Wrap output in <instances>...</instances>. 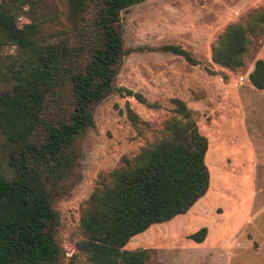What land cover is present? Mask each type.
Wrapping results in <instances>:
<instances>
[{
    "label": "rangeland",
    "instance_id": "rangeland-1",
    "mask_svg": "<svg viewBox=\"0 0 264 264\" xmlns=\"http://www.w3.org/2000/svg\"><path fill=\"white\" fill-rule=\"evenodd\" d=\"M0 2L18 27L30 25L27 38L38 47L73 31L66 0H33L31 6L20 7L16 0ZM97 7V0H90L81 32ZM262 7L264 0H144L119 13L123 55L113 85L139 93L144 102L114 89L93 106L92 124L77 142V169L64 188L53 192L58 264H90L77 247L82 238L79 216L89 194L109 171L122 165L124 157H133L166 135L165 121L181 116L176 99L207 140L208 188L185 213L148 226L124 248L146 249L142 264H264V95L247 93L238 103L225 82L233 77L232 88L241 86L239 75L248 71L264 32L249 35L241 67L230 70L210 59L211 44L226 24H244L252 10ZM90 25L80 35L85 44L94 40ZM3 39L0 91L9 90L17 72L32 61L29 48ZM167 46L186 51L199 64H188ZM69 101L67 89L49 93L43 115L54 119L64 114ZM128 109L136 120L127 117ZM0 171L8 174L4 162ZM202 226L206 235L201 242L188 238Z\"/></svg>",
    "mask_w": 264,
    "mask_h": 264
},
{
    "label": "trees",
    "instance_id": "trees-1",
    "mask_svg": "<svg viewBox=\"0 0 264 264\" xmlns=\"http://www.w3.org/2000/svg\"><path fill=\"white\" fill-rule=\"evenodd\" d=\"M66 1L73 31L40 47L27 38L30 25L18 27L0 2V37L32 52L28 68L17 72L9 90L0 91V164L4 162L8 171H0V264H58L53 192L64 188L77 169V142L92 124L93 106L114 89L144 102L139 93L113 85L123 55L119 13L144 0H97L89 24L94 40L86 44L80 35L89 25L81 32L80 23L90 0ZM32 2L16 0L19 7ZM263 32L264 7L252 10L244 24H226L211 44V61L230 70L241 67L249 35ZM166 49L197 64L176 46ZM247 78L254 88H264V60H254ZM60 89L69 92V109L45 118V97ZM174 103L181 116L165 121L166 135L133 157H124L89 194L79 216L82 238L77 247L90 264H142L147 250L125 249L128 240L152 224L185 213L206 192L207 140L183 102ZM127 117L137 119L129 109ZM205 235L202 226L188 238L198 243Z\"/></svg>",
    "mask_w": 264,
    "mask_h": 264
},
{
    "label": "crops",
    "instance_id": "crops-1",
    "mask_svg": "<svg viewBox=\"0 0 264 264\" xmlns=\"http://www.w3.org/2000/svg\"><path fill=\"white\" fill-rule=\"evenodd\" d=\"M255 59H262L264 60V40L261 42L259 48L255 51V55L252 59V61L250 62V66H249V69L248 71H246L243 75H239L240 76V83H241V86L243 85L242 82H244V85L241 87V86H237L235 88H232V86L230 85V82H236V79H234L233 77H228L227 80L225 82H229L227 83V91L229 92H232L236 98V100L238 101H241V98L244 99L246 94L247 93H252V92H255V91H259L260 93H262L264 95V88L263 89H256L254 88L248 78H247V74L249 71H251L252 67H253V62ZM197 63L199 64L198 60H197ZM197 64V65H198ZM229 73H231L230 71H228ZM244 79V80H243ZM242 89H244V91H246L244 94H242ZM242 95V97H241Z\"/></svg>",
    "mask_w": 264,
    "mask_h": 264
}]
</instances>
